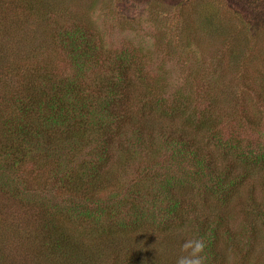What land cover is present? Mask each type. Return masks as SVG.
Listing matches in <instances>:
<instances>
[{
    "label": "trees",
    "instance_id": "trees-1",
    "mask_svg": "<svg viewBox=\"0 0 264 264\" xmlns=\"http://www.w3.org/2000/svg\"><path fill=\"white\" fill-rule=\"evenodd\" d=\"M87 32L75 25L56 35L74 59L75 76L45 73L39 78L38 70L34 79L15 84L12 101L1 102L0 205L13 202L33 218L22 214L18 221L5 204V213L0 212V259L8 243L14 245L13 240L21 242L23 237L41 264H84L93 254L113 258L107 264H175L180 249L177 256L173 248L167 249L164 257L158 248L170 244L173 231L190 227L206 245V264H223L226 247H235L227 221L233 217L230 205L242 193L251 170L264 174V149L232 130L252 125L250 117L221 124L210 111L213 106L203 113L179 109V115L189 114L183 124L179 120V129L172 135L156 132L159 140L150 133L146 138L145 118L165 106L158 101L153 107L152 93L139 85L145 82L142 71L147 63L134 50L115 57L105 56L101 48L91 53L98 40ZM256 98L264 104V89ZM177 108L170 113L178 116ZM137 120L143 121V128ZM144 135L149 144L145 155L166 149L174 164L152 177L148 172L158 169L156 163L147 172L142 168L120 193L124 188L119 173L137 160L135 149ZM27 167L30 170L23 172ZM250 201L257 211L260 205ZM118 237L124 243L114 244Z\"/></svg>",
    "mask_w": 264,
    "mask_h": 264
},
{
    "label": "rangeland",
    "instance_id": "rangeland-1",
    "mask_svg": "<svg viewBox=\"0 0 264 264\" xmlns=\"http://www.w3.org/2000/svg\"><path fill=\"white\" fill-rule=\"evenodd\" d=\"M75 25L84 27L89 31L86 34L98 40L91 53L101 48L105 56L115 57L120 51L134 50L144 58L145 82L139 85L148 95L152 93L153 107L158 101L165 103L156 114L145 118H149L144 124L146 138L150 137L147 133L155 140H159L156 132L160 136L172 135L190 113H203L213 106L210 111L221 124H229L241 115L250 117L252 125L232 130L238 137L241 134L249 139L254 147L264 149V104L256 98L257 92L264 89V0H0V110L5 99L13 100L15 84L32 78L38 70L39 78L45 73L75 76L77 69L71 63L74 59L70 60L56 36L58 31H68ZM99 57L105 59L101 54ZM176 105L178 116L170 113ZM185 108L189 114L179 115V109ZM140 121H136L138 128H143ZM132 129L128 128V132ZM224 134L227 138V132ZM145 135L135 149L140 153L137 160L119 173L124 188L120 193H125L134 182L132 177L142 168L147 172L156 163L158 169L148 172L152 177L162 175L174 164L166 149L148 150L149 156L145 155L149 145ZM27 168L23 172L30 170ZM263 176V171L251 170L242 193L230 205L233 217L227 221L235 236V247L224 248L223 264H264ZM250 200L260 205L257 211L251 208ZM194 201L204 212L202 202L196 197ZM5 204L10 205L18 221L22 214L33 218L13 202ZM5 204L0 205V212L5 213ZM254 235L256 238L250 241ZM188 238H195L190 227L175 230L170 244L164 243L159 252L166 257L167 249L173 248L177 256V249ZM20 241L13 240L14 245L8 243V248L2 249L0 262L41 264L32 244L23 237ZM116 241L124 243L121 237L113 243ZM111 259L93 254L86 257L84 264H107Z\"/></svg>",
    "mask_w": 264,
    "mask_h": 264
},
{
    "label": "clouds",
    "instance_id": "clouds-1",
    "mask_svg": "<svg viewBox=\"0 0 264 264\" xmlns=\"http://www.w3.org/2000/svg\"><path fill=\"white\" fill-rule=\"evenodd\" d=\"M205 243L200 238H188L180 246L175 264H206Z\"/></svg>",
    "mask_w": 264,
    "mask_h": 264
}]
</instances>
